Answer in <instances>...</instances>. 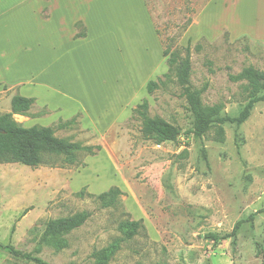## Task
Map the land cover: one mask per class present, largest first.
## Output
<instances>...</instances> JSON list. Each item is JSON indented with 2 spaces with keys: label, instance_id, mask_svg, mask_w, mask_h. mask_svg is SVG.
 Listing matches in <instances>:
<instances>
[{
  "label": "rangeland",
  "instance_id": "rangeland-1",
  "mask_svg": "<svg viewBox=\"0 0 264 264\" xmlns=\"http://www.w3.org/2000/svg\"><path fill=\"white\" fill-rule=\"evenodd\" d=\"M60 1L65 2L66 15L56 14L48 25L33 16L13 18L14 35L8 40L14 51L10 66L0 76L23 87L0 95V115L10 113L12 97L22 90L21 96H31L35 103L28 118L13 117L18 125L53 127L57 138L83 147L99 146L101 151L93 150V157L80 154L74 166L62 165L60 160L36 169L0 165V245L32 254L41 246L37 256L47 264H94L91 255L118 240L119 249L108 264H264V213H259L264 209V102L254 106L241 126H221L223 141L216 139V126L202 138L185 139L183 134L192 129V115L175 76L164 78L163 51L167 48L184 57L189 45L193 90L201 92L203 105H221L223 116L236 117L246 104L245 83L231 82L229 76L248 67L264 72V39L244 32L245 5L207 23L209 38L202 34L199 17L211 0H142L161 58L145 77L124 87L119 80L110 85L107 105L93 109L101 102L85 99L83 108L74 95L76 87L71 93L60 87V81L53 87L32 82L36 77L31 68L45 69L50 63L30 64V68L28 63L41 51L48 55L53 49L68 50L69 22L81 16L93 35L112 39L89 48L94 61L126 63L139 70L140 44L124 38L125 18L135 19L139 4L135 0ZM260 30L264 37V26ZM77 32L87 36L83 24L75 28ZM23 46L31 51L29 57L18 51ZM88 77L90 72L87 77L74 72L72 80L78 91L96 93L101 85ZM157 80L162 84L149 95L147 83ZM121 94L126 98L121 100ZM143 101L151 118H161L180 131L179 142L157 145L143 140L141 121L133 115ZM76 116L73 125L57 129L59 120ZM110 188H118L122 196L117 205L105 208L96 197ZM83 211L90 218L64 238L66 247L42 245L49 221ZM126 222H140L130 240H124L119 229ZM238 222L241 227L235 236L217 243L207 238L229 235ZM0 264L33 263L0 248Z\"/></svg>",
  "mask_w": 264,
  "mask_h": 264
},
{
  "label": "trees",
  "instance_id": "trees-1",
  "mask_svg": "<svg viewBox=\"0 0 264 264\" xmlns=\"http://www.w3.org/2000/svg\"><path fill=\"white\" fill-rule=\"evenodd\" d=\"M78 30L80 24H76ZM85 38V34L77 32L74 40ZM185 56L181 57L178 52H172L169 49L163 51V57L166 59L167 73L164 78L174 75L177 85L181 90V96L185 99L188 109L193 118L192 129L183 134L185 139L193 136L194 138H202L213 127H217L216 139L223 141V130L221 126L225 124L236 125L237 127L244 124L250 116L254 106L264 102V72L253 67L243 69L238 75H230L231 82H244V92L246 94V104L236 117L223 116L221 114L222 106H205L203 105L200 95L201 92L193 90L190 82L191 63H190V46L185 49ZM162 84L160 80L150 81L147 83L146 92L151 95ZM35 100L25 98L19 95L12 97L10 102V113L0 115V165L18 164L31 169L54 163L60 160L62 165L74 166L79 161V155L87 153L88 156H95L96 152H100L99 146L83 147L79 143H72L66 139H60L55 136L53 127L33 126L24 128L18 125L14 120V116L29 117L28 112L34 105ZM133 115L139 117L141 121V135L143 140L151 141L157 145L164 143L179 142L180 131L167 123L161 118L148 115V103L143 101L133 111ZM78 116L68 120H59L56 127L64 130L73 125ZM49 162V163H48ZM50 165V164H49ZM84 167V165H83ZM83 196V191L78 195ZM122 192L118 188H110L108 191L96 197L103 207L110 208L118 204L119 197ZM28 210L24 211V215ZM264 213V209L259 211ZM90 218V214L86 211L80 212L68 218L49 221L44 229L41 243L45 246L53 247L57 250L66 247L64 238L82 227ZM241 227L238 222L232 232L224 237L217 235H207V238L217 243L222 239H228L236 235ZM140 228V222H126L121 224L120 231L124 236V240L132 239ZM121 240H118L108 247L94 252L91 258L94 264H108L112 257L119 249ZM0 248L8 250L14 258L33 264H47L37 255L41 251L38 246L34 253H23L14 247L7 245Z\"/></svg>",
  "mask_w": 264,
  "mask_h": 264
},
{
  "label": "crops",
  "instance_id": "crops-1",
  "mask_svg": "<svg viewBox=\"0 0 264 264\" xmlns=\"http://www.w3.org/2000/svg\"><path fill=\"white\" fill-rule=\"evenodd\" d=\"M88 1L93 2L95 0ZM135 1L139 4V14L135 15V19L125 18L127 37L124 38L129 40V42H139L140 44L138 62L139 70L133 68V66L127 67L128 65H126V63L124 65H115L114 63L111 65V61H107V64L105 63V60L94 61V56L91 55L89 48L91 50V46L95 45L96 42L98 44L104 40L110 41L112 39L108 37L107 39L105 37L100 38V36L93 35L92 29L87 21L81 16H77V18H72L69 22V36L67 37V40L69 41L70 46L68 50L61 51L60 49H53L48 55H46V52L44 51V54H42V48L37 46V49L40 48L39 51H41V53L35 54L34 51V54L38 57H32L33 60H30L28 67H31L30 64H38L39 66H42V63L50 64L45 66V72L43 71L45 70L43 68H31L36 77L35 79H32V82L40 80L43 81V84L47 87H53L58 86V81H60V87L62 86L61 88L63 90L70 91L71 93L74 92L73 89L76 87V93L74 95L75 97L78 96L80 98V103H82L83 108L87 105L85 99H90L101 102L97 105L98 107H91L93 109H98L99 107L103 108L107 105L110 98L109 86H116L117 80H119L121 87H124L134 82L135 79L138 80L141 77H145L146 74L151 73L155 68V61L161 58V54L156 35L143 2L142 0ZM64 3V1L62 2L60 0H0V74L4 75V73H6L7 67L10 66V61L8 59L12 56V51H14L12 41L8 40L12 39L14 35L13 18L15 16H33L34 18L43 20L42 22L44 25H48L54 20L56 14L59 15L62 12L63 15H66L63 9ZM239 5H245L246 8L245 17L241 14V18H243L241 21L246 24L244 32L249 34L252 38L264 39V37L259 35L262 32L260 27L264 26V12L262 8L264 7V0H211L199 17V20L203 25L202 29L204 33L202 31V34L209 37L211 29L210 27L206 28V24L216 21L218 17L222 16V14L231 12L234 7ZM77 23L85 26L87 36L83 39L74 40L75 25ZM115 37L119 40L118 43L121 44V38L119 39V35L117 36L115 34ZM21 49H23V52H21ZM21 49H18L21 56L27 55L26 57H29L31 53L29 48L23 46ZM120 51L123 52L121 49ZM74 72H81L84 77H87L88 72H90L91 77H88V80L91 82L97 81L98 85H101V89L97 90L96 93L84 90L78 91L77 88L79 86H77L72 80ZM29 83H27V86L31 85ZM15 87L19 88L23 87V85L21 83L9 84L0 76V95L5 94L7 90L10 91ZM103 87H105V89ZM56 90L57 89H55V91ZM122 90L123 89H121V92ZM21 92L22 90H20L19 96H21ZM126 96V94H121V100L126 98ZM28 97L30 98L31 96Z\"/></svg>",
  "mask_w": 264,
  "mask_h": 264
},
{
  "label": "water",
  "instance_id": "water-1",
  "mask_svg": "<svg viewBox=\"0 0 264 264\" xmlns=\"http://www.w3.org/2000/svg\"><path fill=\"white\" fill-rule=\"evenodd\" d=\"M0 134H3V131L0 130Z\"/></svg>",
  "mask_w": 264,
  "mask_h": 264
},
{
  "label": "bare ground",
  "instance_id": "bare-ground-1",
  "mask_svg": "<svg viewBox=\"0 0 264 264\" xmlns=\"http://www.w3.org/2000/svg\"><path fill=\"white\" fill-rule=\"evenodd\" d=\"M121 5V4H120ZM121 8H122V5H121ZM128 9V8H127ZM125 11V10H124Z\"/></svg>",
  "mask_w": 264,
  "mask_h": 264
}]
</instances>
